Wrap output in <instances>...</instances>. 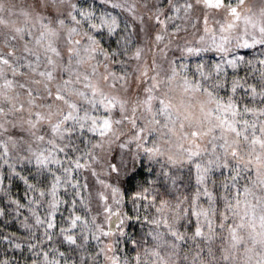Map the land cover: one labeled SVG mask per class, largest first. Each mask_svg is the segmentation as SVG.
<instances>
[{"label":"clouds","instance_id":"clouds-1","mask_svg":"<svg viewBox=\"0 0 264 264\" xmlns=\"http://www.w3.org/2000/svg\"><path fill=\"white\" fill-rule=\"evenodd\" d=\"M5 261L264 264V0H0Z\"/></svg>","mask_w":264,"mask_h":264},{"label":"snow or ice","instance_id":"snow-or-ice-1","mask_svg":"<svg viewBox=\"0 0 264 264\" xmlns=\"http://www.w3.org/2000/svg\"><path fill=\"white\" fill-rule=\"evenodd\" d=\"M196 232H197V234H199V232H200V229H199V228H197V229H196ZM5 264H7V261H5Z\"/></svg>","mask_w":264,"mask_h":264}]
</instances>
